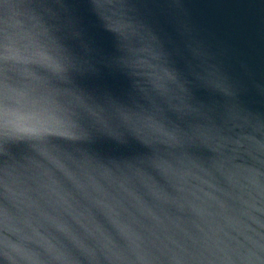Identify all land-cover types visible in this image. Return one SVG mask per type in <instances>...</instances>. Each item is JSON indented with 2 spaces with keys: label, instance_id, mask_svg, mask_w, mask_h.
I'll return each instance as SVG.
<instances>
[{
  "label": "water",
  "instance_id": "1",
  "mask_svg": "<svg viewBox=\"0 0 264 264\" xmlns=\"http://www.w3.org/2000/svg\"><path fill=\"white\" fill-rule=\"evenodd\" d=\"M0 264H264V0H0Z\"/></svg>",
  "mask_w": 264,
  "mask_h": 264
}]
</instances>
